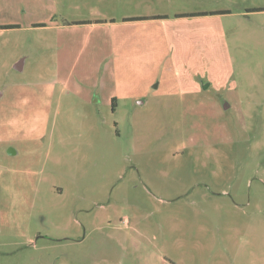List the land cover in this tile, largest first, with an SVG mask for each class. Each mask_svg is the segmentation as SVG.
<instances>
[{
    "label": "rangeland",
    "instance_id": "obj_1",
    "mask_svg": "<svg viewBox=\"0 0 264 264\" xmlns=\"http://www.w3.org/2000/svg\"><path fill=\"white\" fill-rule=\"evenodd\" d=\"M0 264H264V0H0Z\"/></svg>",
    "mask_w": 264,
    "mask_h": 264
},
{
    "label": "water",
    "instance_id": "obj_2",
    "mask_svg": "<svg viewBox=\"0 0 264 264\" xmlns=\"http://www.w3.org/2000/svg\"><path fill=\"white\" fill-rule=\"evenodd\" d=\"M207 86H205V88H206Z\"/></svg>",
    "mask_w": 264,
    "mask_h": 264
}]
</instances>
